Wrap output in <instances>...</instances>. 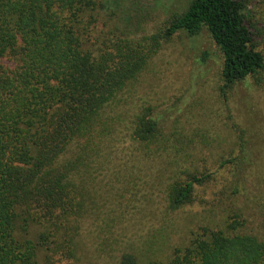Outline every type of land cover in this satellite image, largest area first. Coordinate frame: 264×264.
Listing matches in <instances>:
<instances>
[{"label":"trees","instance_id":"1","mask_svg":"<svg viewBox=\"0 0 264 264\" xmlns=\"http://www.w3.org/2000/svg\"><path fill=\"white\" fill-rule=\"evenodd\" d=\"M105 8L104 0H0V264L79 263L84 175L103 153L108 109L138 81L155 46L132 39ZM246 9V0H192L164 34L206 29L231 86L264 73ZM137 122L136 137L155 142L158 123ZM207 179L177 188L172 206L189 203ZM121 264L141 263L129 255ZM167 264H264V241L204 229Z\"/></svg>","mask_w":264,"mask_h":264},{"label":"rangeland","instance_id":"2","mask_svg":"<svg viewBox=\"0 0 264 264\" xmlns=\"http://www.w3.org/2000/svg\"><path fill=\"white\" fill-rule=\"evenodd\" d=\"M104 1L132 39L155 46L138 81L108 109L103 153L84 175L78 264H121L129 255L167 264L175 248L204 229L264 241V73L226 86L223 55L206 29L165 37L192 0ZM246 4L264 53V0ZM140 117L158 123L155 142L136 137ZM194 176L208 179L174 208L173 192ZM32 231L34 239L42 233Z\"/></svg>","mask_w":264,"mask_h":264}]
</instances>
